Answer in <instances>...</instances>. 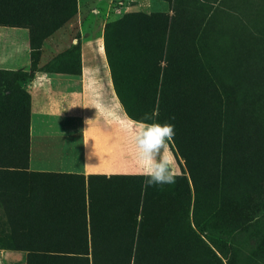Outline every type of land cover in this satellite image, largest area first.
I'll list each match as a JSON object with an SVG mask.
<instances>
[{
	"label": "rangeland",
	"instance_id": "rangeland-1",
	"mask_svg": "<svg viewBox=\"0 0 264 264\" xmlns=\"http://www.w3.org/2000/svg\"><path fill=\"white\" fill-rule=\"evenodd\" d=\"M100 37L124 73L164 61L158 107L129 108L174 125L182 152L173 138L182 163L175 184L65 182L30 169L33 97L71 88L82 42ZM145 190L165 196L158 228L173 231L160 237L175 248L188 244L191 264H264V0H0V264L117 256L130 227L115 215L94 224L93 260L86 253L85 198ZM118 204L128 206L102 202L106 213Z\"/></svg>",
	"mask_w": 264,
	"mask_h": 264
},
{
	"label": "crops",
	"instance_id": "crops-1",
	"mask_svg": "<svg viewBox=\"0 0 264 264\" xmlns=\"http://www.w3.org/2000/svg\"><path fill=\"white\" fill-rule=\"evenodd\" d=\"M80 59V76L71 83V88H51L32 99L30 169L53 173V179L65 182L143 176L130 130L133 122L137 127L155 122L135 116L129 105L140 104L143 109L157 101L158 107L160 86L163 92L165 86L164 61L161 65L148 63L124 73L113 66L101 37L82 42ZM35 92L39 91L35 89ZM158 111L159 108H153L154 114ZM141 112L146 113L145 110ZM86 120H91L89 125ZM86 128L87 145L83 134ZM169 151L179 171L182 163L172 142H169ZM85 201L89 224L98 227L109 215L111 218L115 215V219L121 223L126 220L125 224L130 227L131 236L121 238L116 245L119 254L104 259L101 264L168 263L167 244L164 237H160L163 230L158 228L159 219L166 212L164 195L143 191L141 194L95 197L91 201L87 196ZM107 201H127L128 206L122 210L118 204L116 209L106 213L102 202ZM61 211L66 212V209ZM142 235L150 239L147 241Z\"/></svg>",
	"mask_w": 264,
	"mask_h": 264
},
{
	"label": "clouds",
	"instance_id": "clouds-1",
	"mask_svg": "<svg viewBox=\"0 0 264 264\" xmlns=\"http://www.w3.org/2000/svg\"><path fill=\"white\" fill-rule=\"evenodd\" d=\"M174 118V117H173ZM91 120H86L89 125ZM133 122V140L136 146V158L141 174L145 177V187L175 184L178 172L175 159L169 151V142L175 136V127L169 123H143L138 127ZM87 128L84 129L85 145ZM87 167V166H86Z\"/></svg>",
	"mask_w": 264,
	"mask_h": 264
},
{
	"label": "trees",
	"instance_id": "trees-1",
	"mask_svg": "<svg viewBox=\"0 0 264 264\" xmlns=\"http://www.w3.org/2000/svg\"><path fill=\"white\" fill-rule=\"evenodd\" d=\"M174 139H175V143H176V145H177V147H178V149L180 151V154H181L182 152H181V149H180V146L178 144V141H177L176 137ZM182 156L186 159L187 166H188V168H189V170L191 172V169H190V166L188 164V160H187L186 156H184L183 154H182ZM113 178H125V179L126 178H133V179H141L142 180L144 177L143 176H116V177H113ZM90 179H92V178H90ZM145 193H146V190H145ZM90 201H91V197H90ZM165 230L166 229L163 230V232H162V234H160V236L166 235L165 232L172 233V231H173L170 228L167 231H165ZM148 235H150V234H148ZM142 236L146 240L150 239L146 235H142ZM139 237H141V236L139 235ZM98 238L100 239L98 233L95 231V228L92 225V233H91L92 247H91V249L86 250V253L88 254L89 252H91L93 257H94V254H95L94 252L96 251V248H97V245H98V242H97L99 240ZM166 244H167V248H166V252H165V257L168 259V263L167 264H191V262H190V246L188 244H185V245H183V246H181L179 248H175V247H173L172 244H169V243H166ZM53 252L81 253V252L62 251V250H53Z\"/></svg>",
	"mask_w": 264,
	"mask_h": 264
}]
</instances>
